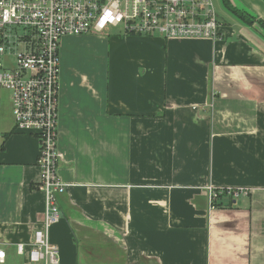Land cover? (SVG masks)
I'll return each mask as SVG.
<instances>
[{
  "label": "crops",
  "instance_id": "obj_1",
  "mask_svg": "<svg viewBox=\"0 0 264 264\" xmlns=\"http://www.w3.org/2000/svg\"><path fill=\"white\" fill-rule=\"evenodd\" d=\"M232 18L215 41L134 36L159 46L154 64L59 75L60 264H264V39ZM0 132V249L30 264L16 245L43 218L39 142L10 104ZM207 187L247 195L209 209Z\"/></svg>",
  "mask_w": 264,
  "mask_h": 264
},
{
  "label": "built area",
  "instance_id": "obj_2",
  "mask_svg": "<svg viewBox=\"0 0 264 264\" xmlns=\"http://www.w3.org/2000/svg\"><path fill=\"white\" fill-rule=\"evenodd\" d=\"M222 27L212 0H0V89L11 94L14 132L39 142L36 189L44 203L42 221L29 244L16 245L18 255L26 253L30 264H60L50 232L60 221L58 196L68 187L58 174L63 160L57 144L61 39L119 29L124 37L215 41ZM17 48L22 50L16 53ZM1 141L0 132V149ZM241 195L246 190L207 187V206L213 209L220 197ZM5 259L0 249V264Z\"/></svg>",
  "mask_w": 264,
  "mask_h": 264
},
{
  "label": "rangeland",
  "instance_id": "obj_3",
  "mask_svg": "<svg viewBox=\"0 0 264 264\" xmlns=\"http://www.w3.org/2000/svg\"><path fill=\"white\" fill-rule=\"evenodd\" d=\"M212 2L219 20L232 18L223 8L221 0H212ZM16 30L19 33L22 28L18 27ZM119 31V29H108L103 36L88 34L62 38L59 47V75L61 74L63 78L66 74L68 76L77 74L79 77L84 75L93 79L103 70L108 72L117 68L128 69L139 62L142 65H149L161 60L158 45L143 42V38H121ZM21 50L17 48L15 52ZM104 79L106 80L105 76ZM10 96L9 92L0 89L1 108L8 112ZM59 98L60 91L58 102Z\"/></svg>",
  "mask_w": 264,
  "mask_h": 264
},
{
  "label": "trees",
  "instance_id": "obj_4",
  "mask_svg": "<svg viewBox=\"0 0 264 264\" xmlns=\"http://www.w3.org/2000/svg\"><path fill=\"white\" fill-rule=\"evenodd\" d=\"M264 2V0H261ZM221 4L225 11L230 14L234 19H236L239 23L246 27H252L255 23H257L262 29H264V21L257 17H252L248 13L244 12L243 10H239L232 5L230 0H221ZM221 198V197H220ZM219 198V199H220ZM232 199H230L231 201ZM218 203L215 204V206Z\"/></svg>",
  "mask_w": 264,
  "mask_h": 264
},
{
  "label": "water",
  "instance_id": "obj_5",
  "mask_svg": "<svg viewBox=\"0 0 264 264\" xmlns=\"http://www.w3.org/2000/svg\"><path fill=\"white\" fill-rule=\"evenodd\" d=\"M261 1V0H260ZM232 5L236 7L239 10H243L244 12L248 13L252 17H257V14H255L253 11L250 9L246 8L244 5H242L238 0H230ZM262 2V1H261ZM264 3V2H263ZM261 19V18H259ZM262 20V19H261ZM263 21V20H262ZM252 31L257 33L260 37L264 39V29H262L257 23H255L252 27H249Z\"/></svg>",
  "mask_w": 264,
  "mask_h": 264
}]
</instances>
